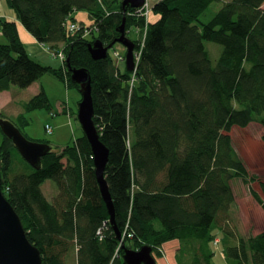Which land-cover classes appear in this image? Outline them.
Masks as SVG:
<instances>
[{
	"label": "trees",
	"instance_id": "1",
	"mask_svg": "<svg viewBox=\"0 0 264 264\" xmlns=\"http://www.w3.org/2000/svg\"><path fill=\"white\" fill-rule=\"evenodd\" d=\"M5 1L36 41L63 49L65 58L60 66L37 61L18 22L0 17L7 40L0 43V91L25 88L46 73L78 90L68 67L88 70L93 122L108 148L104 176L121 233L118 239L109 221L83 133L43 156L40 168L25 161L29 171L13 172L17 149L0 130L1 188L40 250L41 264H125L123 246L147 244L155 251L170 240L179 242L178 264H213L217 234L230 242L223 250L226 264H264V230L243 237L229 229L235 201L230 181L248 177L229 130L258 121L264 142V0L225 1L206 22L199 16L214 0H152L153 21L138 8H123L122 0ZM80 9L88 11L91 25L75 19ZM123 18L125 30L144 28L139 46L134 41L132 71L115 64L109 51L93 59L88 50L96 39L114 41ZM71 23L77 27L70 29ZM205 40L222 46L215 63ZM51 107L41 87L14 124L23 133L27 112ZM47 179L58 188L51 199L41 189Z\"/></svg>",
	"mask_w": 264,
	"mask_h": 264
},
{
	"label": "rangeland",
	"instance_id": "2",
	"mask_svg": "<svg viewBox=\"0 0 264 264\" xmlns=\"http://www.w3.org/2000/svg\"><path fill=\"white\" fill-rule=\"evenodd\" d=\"M225 1L228 0L212 1V3L199 16V21H208ZM151 2L152 0H147V5H150ZM146 6L143 9L145 13L148 10V6ZM9 14L14 15L13 10L8 6L5 0H0V16L8 17ZM147 16L149 20L152 21L158 18V14L153 12L152 9L150 11V8ZM74 17L78 22H82L84 26L92 24V19L89 17L88 11L86 10H76ZM146 21L147 18H145V22ZM143 32L144 28L135 24L130 25L125 30L126 36H128L133 42H137L138 46L143 39ZM85 36L89 37L90 35L88 34ZM1 40L4 42L7 41L0 30V41ZM204 45L212 62L215 63L221 53L222 46L217 42L209 40H205ZM60 51H62L65 56L64 50L61 49ZM125 52L126 47L120 43L114 44L109 50V54L113 59V62L122 66V68L125 66V59L118 60L114 53L122 55ZM34 58L39 60L41 63L50 62L45 59L43 54H39ZM50 58L52 57L50 56ZM52 59L58 60L57 63L54 62L56 66H60V62L63 63L64 60H61L58 57ZM64 80L65 81L63 83L48 73L40 77L38 82L44 86L52 107L50 110L46 108H39L27 112L26 116L28 124L21 127L26 137L35 140L47 141L54 150L60 149L65 145L72 144L75 139L83 133L77 119V106L81 95L77 88L68 85L66 78ZM11 86L9 94L12 96V101L6 104V106H3L1 112L7 119L18 125L16 116L24 111L23 103L36 94L39 89L24 88L17 85ZM62 105L63 107L66 106L68 109H71L70 116L60 112V107ZM19 110L20 112L14 117L13 114ZM46 123L50 124L53 128L51 134H48L45 131L44 126ZM262 133V126L258 121H252L244 127L234 125L229 130L233 147L238 156L242 159L248 175L246 180H242L240 177H234L230 181L235 195V201L230 210L231 218L229 221V229L243 237L258 234L264 230V209L255 200L251 193L252 190H254L257 192L261 200L264 201V191L261 187V183H264V142L261 138ZM11 155V168L13 172L29 171V167L27 166L25 160L19 153H17V151H15V149H12ZM41 189L48 199H51V197L58 191L56 183L51 179L44 181L41 185ZM217 235L218 236L215 238V242L213 244L215 253L212 256V262L213 264H226L223 250L225 243L228 242V238L224 242L221 239L222 236L220 234ZM178 246V240H170L158 246L155 251L152 250L156 264H178L176 259Z\"/></svg>",
	"mask_w": 264,
	"mask_h": 264
},
{
	"label": "water",
	"instance_id": "3",
	"mask_svg": "<svg viewBox=\"0 0 264 264\" xmlns=\"http://www.w3.org/2000/svg\"><path fill=\"white\" fill-rule=\"evenodd\" d=\"M145 0H122V7H141ZM125 20L122 19L119 25V36L112 42L104 44L96 39L88 43V50L93 59H102L108 55V51L114 43H120L126 47L125 66L128 71L134 68V42L126 36L124 28ZM70 79L78 85L81 98L77 106V119L82 128L83 134L89 142L96 180L99 191L109 214V221L113 224L118 239L121 233L114 225V208L108 190L104 170L108 161V148L102 143L93 122V99L91 93V76L84 67L70 68ZM0 130L9 138L22 158L33 168H40L41 158L52 150V146L43 141L27 138L19 128L9 119L0 117ZM125 264H156L152 253V247L144 244L137 249L123 246L121 255ZM40 250L27 238L22 222L6 199L1 188L0 174V264H41Z\"/></svg>",
	"mask_w": 264,
	"mask_h": 264
},
{
	"label": "crops",
	"instance_id": "4",
	"mask_svg": "<svg viewBox=\"0 0 264 264\" xmlns=\"http://www.w3.org/2000/svg\"><path fill=\"white\" fill-rule=\"evenodd\" d=\"M264 6V4H263ZM75 13V12H74ZM0 17H4V16H0ZM4 18H7V19H12V20H16L18 22V20L16 19L15 17V14L14 15H11L9 14L8 17H4ZM18 29H19V34H20V37L22 39V41L24 42L25 44V47H26V50L27 52L34 58L35 56L37 55H44L45 56V59L50 61L48 63H44V64H54L57 63L58 60L56 59H52L50 58V55H49V52L46 50V47L39 43L38 41H36V39L18 22ZM1 43H4V41H0ZM28 42V43H27ZM35 59V58H34ZM37 60V59H36ZM39 61V60H37ZM40 62V61H39ZM55 62V63H54ZM60 62V61H59ZM40 79V78H39ZM39 79H37L36 81H34L33 83H31L29 86L25 87V88H38L40 90L41 87L44 88V86L38 82ZM57 79V78H56ZM60 81V80H59ZM64 83V82H63ZM11 87L8 89V90H3V91H0V113L3 106H6V104L10 103L12 101V96H10V90H11ZM35 90V89H34ZM63 105L60 107V110L63 109L62 108ZM65 107V106H64ZM67 109V107H66ZM20 112L19 111H16L13 116L15 117L18 113ZM67 113H65L66 115L70 116L71 115V109H68L66 111ZM3 114V113H2ZM29 134V133H28ZM30 136V135H29ZM54 192V191H53ZM56 194V193H55ZM54 194V195H55ZM53 195V196H54Z\"/></svg>",
	"mask_w": 264,
	"mask_h": 264
},
{
	"label": "built area",
	"instance_id": "5",
	"mask_svg": "<svg viewBox=\"0 0 264 264\" xmlns=\"http://www.w3.org/2000/svg\"><path fill=\"white\" fill-rule=\"evenodd\" d=\"M148 3H147V0H146V2H144V4L141 6V7H138V12H139V14H141V15H143V16H147V14H148V10H149V8H150V6L149 5H147ZM148 6V10H147V12L145 13L144 12V7L145 6ZM146 6V7H147ZM77 26H76V24H73V23H71V24H69V28L70 29H74V28H76ZM46 50L49 52V54H50V56L52 57V58H56V57H58L59 59H64L65 58V56H64V54L62 53V51H53V50H51V49H49L48 47H46ZM114 55H115V57L118 59V60H124L125 59V55L124 54H122V55H119V54H115L114 53ZM134 58H137V53L135 52L134 54ZM135 60V59H134ZM136 61V60H135ZM66 107V106H65ZM64 107V108H65ZM66 110H68V107H67V109ZM44 128H45V131H46V133H48V134H51L52 133V130H53V128H52V126L50 125V124H48V123H46L45 124V126H44ZM126 236H131V234L130 233H127L126 234Z\"/></svg>",
	"mask_w": 264,
	"mask_h": 264
},
{
	"label": "bare ground",
	"instance_id": "6",
	"mask_svg": "<svg viewBox=\"0 0 264 264\" xmlns=\"http://www.w3.org/2000/svg\"><path fill=\"white\" fill-rule=\"evenodd\" d=\"M124 25H125V23H124ZM143 48V47H142Z\"/></svg>",
	"mask_w": 264,
	"mask_h": 264
}]
</instances>
